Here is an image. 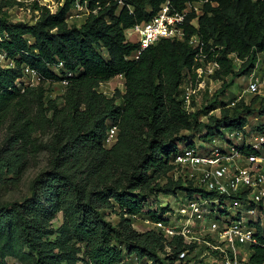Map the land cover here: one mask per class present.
Masks as SVG:
<instances>
[{
	"label": "trees",
	"instance_id": "obj_1",
	"mask_svg": "<svg viewBox=\"0 0 264 264\" xmlns=\"http://www.w3.org/2000/svg\"><path fill=\"white\" fill-rule=\"evenodd\" d=\"M165 1L89 0L88 16L69 22L74 0H58L55 10L39 0H0V49L15 61L0 66V123L8 122L0 183L19 177L43 149L51 154L29 195L0 201V264H9L8 257L20 264H128L135 255L141 264H173L184 248L176 238L167 254L169 241L161 231L135 226L134 215L158 219L156 210L145 208L149 200L184 187L170 174V156L197 135L264 118L259 94L233 106H227L233 97L222 100L219 115L209 113L216 100L187 109L182 82L197 62L189 39L197 33L209 57L217 53L220 68L212 77L223 81L226 93L264 53V0H197L204 1L201 12L188 14L184 39L162 38L133 57L139 44L127 29L151 19ZM169 1L181 11L193 0ZM24 2L39 10L33 22L10 18L9 9ZM234 53L243 60L239 64ZM26 65L43 78L23 88L17 79ZM68 71L63 93L48 97L43 81H61ZM119 74L124 90L110 96L99 89ZM112 125L117 130L109 143ZM43 133L50 137L42 139ZM107 210L119 211L120 220L108 219ZM59 213L62 221L55 226ZM251 258L263 262L264 250L256 247Z\"/></svg>",
	"mask_w": 264,
	"mask_h": 264
},
{
	"label": "built area",
	"instance_id": "obj_2",
	"mask_svg": "<svg viewBox=\"0 0 264 264\" xmlns=\"http://www.w3.org/2000/svg\"><path fill=\"white\" fill-rule=\"evenodd\" d=\"M202 2L190 1L185 9L177 11L167 0L151 19L128 28L130 39L135 38L139 44L132 56L138 58L146 47L162 38L184 39V22L190 12H201ZM88 5L89 0H74L67 20L71 22L77 17L84 20L89 14ZM35 11L39 15V10ZM192 23H197V16ZM189 42L197 49V62L193 66L195 72L189 71L182 82V97L187 109L194 110L195 94L207 77L214 81L212 75L220 68V62L217 53L209 57L210 52L205 50V43L197 33L190 36ZM0 54L6 52L1 50ZM233 56L238 64L243 61L236 53ZM58 65L63 66V61ZM0 66L7 65L0 62ZM71 75L68 71L62 85L69 83ZM243 76H248L245 88L227 99L230 100L227 106L235 105L247 93L264 96L261 54L252 72ZM42 78L37 69L26 65L17 83L24 88L39 84ZM116 130L117 125L109 127V143L114 141ZM221 130L212 136L197 135L193 144H182L172 153L170 160L174 166L170 174L182 181L184 187L162 193L159 201L149 200L147 206L157 211L158 219L148 214L140 218L144 229L156 228L167 238V254L173 253L176 238L183 243L184 248L173 264H264L251 258L256 247L264 250V118L255 115L240 127ZM162 196L169 198L165 200ZM162 206L167 208L162 210ZM134 217L137 222L140 216ZM127 263L141 264V261L135 255ZM150 263L151 260L147 264Z\"/></svg>",
	"mask_w": 264,
	"mask_h": 264
},
{
	"label": "rangeland",
	"instance_id": "obj_3",
	"mask_svg": "<svg viewBox=\"0 0 264 264\" xmlns=\"http://www.w3.org/2000/svg\"><path fill=\"white\" fill-rule=\"evenodd\" d=\"M23 1V0H21ZM41 4H46L53 9H55L58 5V0H39ZM197 7L199 6L198 3H196ZM10 18L13 20H29L30 22H33L38 15L37 11H33L30 4L28 2H24L23 4H17L14 5L9 9ZM82 17L74 18L71 22H80ZM1 51V50H0ZM262 59L264 58V53H261ZM263 61V60H262ZM0 62L2 64H6L7 66L10 64V66H13L15 64V61L11 59L10 57L0 54ZM262 64V62H261ZM61 66H56V70L59 71V68ZM263 70V68H261ZM211 77H207L205 84H203L198 91V93L195 94L194 100H193V109H199L204 107L205 105L212 103L213 101H217L216 105H218L216 108L212 109L211 113L219 115L221 112V107H223V104L221 103L222 100L226 101L227 99H230L231 97H235L238 93H241L242 90L245 88L246 85V79H248V76H240L235 79L232 85L228 87L226 90V93L221 92V85L222 80L221 79H214L213 82H210ZM43 84L45 87L48 88V97H55L56 95H61L64 91V87H62L61 81H51V80H44ZM116 88H119L121 90L125 89L124 85V78L121 76H116L109 81L102 82L99 89L106 92L108 95H113ZM255 96V94L247 93L244 96V100L247 99L248 101H251V99ZM118 102H120V99H117ZM203 119L206 121L208 120V116L203 115ZM7 125L8 122L0 123V147L5 143L6 137H7ZM204 136V135H202ZM40 137L44 140H47L50 137V133H43L40 134ZM112 143V142H111ZM51 158V154L47 148L43 149L31 162L30 166L24 169L19 177L13 178L8 180L7 183H0V201L5 199H18L23 198L26 195H29L31 193V183L34 179V177L42 170L46 169L49 160ZM11 177V174L10 176ZM162 199H167L169 197H161ZM145 208H148L146 206ZM107 218L112 220L114 223L118 222L120 220V213L119 211H112L107 210L106 214ZM142 216L139 217L137 220V228L138 229H144V226H141V219ZM62 221V214L59 213L58 216L54 219V225L57 226ZM143 225V224H142ZM124 247V245L122 244ZM9 264H20L19 260L15 257H8Z\"/></svg>",
	"mask_w": 264,
	"mask_h": 264
},
{
	"label": "crops",
	"instance_id": "obj_4",
	"mask_svg": "<svg viewBox=\"0 0 264 264\" xmlns=\"http://www.w3.org/2000/svg\"><path fill=\"white\" fill-rule=\"evenodd\" d=\"M83 21V20H82ZM126 35H127V37L130 39V36L127 34V31H126Z\"/></svg>",
	"mask_w": 264,
	"mask_h": 264
}]
</instances>
